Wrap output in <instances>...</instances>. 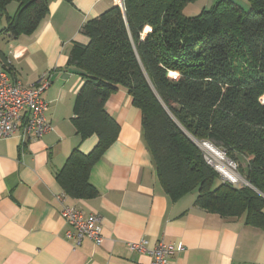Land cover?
<instances>
[{
  "label": "trees",
  "instance_id": "trees-1",
  "mask_svg": "<svg viewBox=\"0 0 264 264\" xmlns=\"http://www.w3.org/2000/svg\"><path fill=\"white\" fill-rule=\"evenodd\" d=\"M52 1L0 0V34H32ZM194 1L121 0L81 26L87 43L74 42L67 60L82 80L72 123L81 140L97 142L87 154L74 148L56 180L72 199L98 195L90 170L120 131L106 102L124 89L141 112L145 145L168 197L194 192L198 209L264 233V0L246 7L219 0L185 16ZM12 2L16 11L8 16ZM201 142L223 151L248 186L223 182L205 164Z\"/></svg>",
  "mask_w": 264,
  "mask_h": 264
},
{
  "label": "crops",
  "instance_id": "crops-1",
  "mask_svg": "<svg viewBox=\"0 0 264 264\" xmlns=\"http://www.w3.org/2000/svg\"><path fill=\"white\" fill-rule=\"evenodd\" d=\"M219 0H208L204 9ZM246 6V0H232ZM114 6L113 0H54L30 35L0 34V66L24 86L47 76L42 94L53 131L29 140L20 129L0 140V264H149L147 253L128 244L156 243L177 248L172 264H264V233L243 219H223L195 206L196 194L171 200L164 192L146 148L141 112L124 89L112 94L106 112L119 126L117 140L92 167L89 182L98 195L90 200L64 195V205L102 220L103 242L74 246L56 197L64 194L56 173L74 148L89 153L97 139L81 140L72 123L82 80L68 66L74 42L86 44L81 26ZM17 5L7 6L12 16ZM5 17L0 16V29Z\"/></svg>",
  "mask_w": 264,
  "mask_h": 264
},
{
  "label": "built area",
  "instance_id": "built-area-1",
  "mask_svg": "<svg viewBox=\"0 0 264 264\" xmlns=\"http://www.w3.org/2000/svg\"><path fill=\"white\" fill-rule=\"evenodd\" d=\"M114 5L121 7V0H113ZM8 68L0 66V140L7 139L20 129L29 140H39L53 131V127L46 119L47 105L42 94L49 87L47 76H42L37 84L24 86L12 78ZM202 152L203 160L212 168L223 182L234 187L248 186L240 177L236 165L229 160L225 153L215 148L209 142L197 144ZM64 195L56 197L60 202V215L69 227L66 238L74 246L80 245L83 240H89L100 246L104 240L102 235V220L97 214H86L82 210L64 205ZM147 243L128 244L130 251L147 253L149 264H172L170 257L182 248H174L163 242L156 243L152 248H146Z\"/></svg>",
  "mask_w": 264,
  "mask_h": 264
},
{
  "label": "rangeland",
  "instance_id": "rangeland-1",
  "mask_svg": "<svg viewBox=\"0 0 264 264\" xmlns=\"http://www.w3.org/2000/svg\"><path fill=\"white\" fill-rule=\"evenodd\" d=\"M248 1V0H246ZM208 0H195L193 3H190L184 8L183 14L187 17H194L202 11L206 5H207ZM12 4H16L15 2H12L9 4V6H12ZM242 6L241 4H239ZM243 7V6H242ZM246 7V6H244ZM260 102H264V95L260 98ZM195 194V193H194Z\"/></svg>",
  "mask_w": 264,
  "mask_h": 264
}]
</instances>
